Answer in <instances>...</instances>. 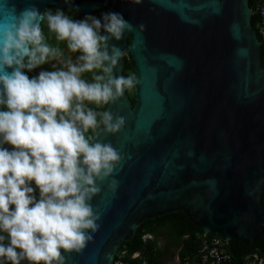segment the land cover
I'll list each match as a JSON object with an SVG mask.
<instances>
[{
	"label": "water",
	"instance_id": "obj_1",
	"mask_svg": "<svg viewBox=\"0 0 264 264\" xmlns=\"http://www.w3.org/2000/svg\"><path fill=\"white\" fill-rule=\"evenodd\" d=\"M90 14L106 8L134 27L127 50L138 84L107 105L125 118L94 136L122 155L91 201L99 227L65 264H113L143 221L183 211L205 233L247 243L264 231V65L250 0H9ZM141 25L143 27H141ZM103 31V30H102ZM125 57L114 70L123 75Z\"/></svg>",
	"mask_w": 264,
	"mask_h": 264
},
{
	"label": "clouds",
	"instance_id": "obj_2",
	"mask_svg": "<svg viewBox=\"0 0 264 264\" xmlns=\"http://www.w3.org/2000/svg\"><path fill=\"white\" fill-rule=\"evenodd\" d=\"M45 23L74 59L46 42ZM133 27L119 12L74 19L0 0V264H65L63 253L80 252L98 229L91 201L98 182L117 187L122 155L89 133L115 134L126 121L89 104L114 103L138 84L115 75L125 52L110 43ZM50 61L52 70L29 75Z\"/></svg>",
	"mask_w": 264,
	"mask_h": 264
},
{
	"label": "trees",
	"instance_id": "obj_3",
	"mask_svg": "<svg viewBox=\"0 0 264 264\" xmlns=\"http://www.w3.org/2000/svg\"><path fill=\"white\" fill-rule=\"evenodd\" d=\"M263 5L264 0H250V6L255 11L252 17V26L256 30L259 39L264 41V24L259 10ZM57 9H62L74 19L83 18L85 15L71 8L56 6H48L45 11L55 12ZM105 11L106 8L103 7L90 14L99 17ZM44 32L46 42L53 47L62 49L65 57L75 58L77 54L69 52L66 42L57 41L55 34L48 31L46 23L44 24ZM124 52L125 67L123 75L136 76L133 69V60L127 50ZM261 59L262 65H264V43L261 47ZM53 63L55 61L40 65L33 69L29 75H36L41 70H52ZM86 77L90 78L91 74H86ZM127 94L132 104H134L133 88L127 90ZM89 106L98 107L99 111L107 110V105L103 104L100 106L89 104ZM96 133L90 130L89 135L94 136ZM261 203L264 206V192L261 196ZM214 236L220 237L222 253L228 256L224 261L226 264H255L254 261L257 258L264 260V231L253 243H247L239 239H226L213 233H204L200 227L190 220L185 212L176 211L143 221L134 236L124 242L116 252L113 264H166V259L174 253L178 254L179 257V262L175 264H200L203 258V252L200 250L203 248L205 240H210ZM22 264L28 263L22 261ZM206 264H209V262H206Z\"/></svg>",
	"mask_w": 264,
	"mask_h": 264
},
{
	"label": "built area",
	"instance_id": "obj_4",
	"mask_svg": "<svg viewBox=\"0 0 264 264\" xmlns=\"http://www.w3.org/2000/svg\"><path fill=\"white\" fill-rule=\"evenodd\" d=\"M259 10L262 14V23L264 24V5L259 8ZM220 244L221 240L217 236H214L210 240H205L204 246L200 250L201 252H203V263L209 262L210 264H226L224 261L227 258V255L222 253Z\"/></svg>",
	"mask_w": 264,
	"mask_h": 264
},
{
	"label": "rangeland",
	"instance_id": "obj_5",
	"mask_svg": "<svg viewBox=\"0 0 264 264\" xmlns=\"http://www.w3.org/2000/svg\"><path fill=\"white\" fill-rule=\"evenodd\" d=\"M165 262H166V264H175L178 262V257L172 255L171 257L167 258Z\"/></svg>",
	"mask_w": 264,
	"mask_h": 264
},
{
	"label": "flooded vegetation",
	"instance_id": "obj_6",
	"mask_svg": "<svg viewBox=\"0 0 264 264\" xmlns=\"http://www.w3.org/2000/svg\"><path fill=\"white\" fill-rule=\"evenodd\" d=\"M173 256H177V254H175V253H174V255H173ZM178 259H179V257H178Z\"/></svg>",
	"mask_w": 264,
	"mask_h": 264
}]
</instances>
